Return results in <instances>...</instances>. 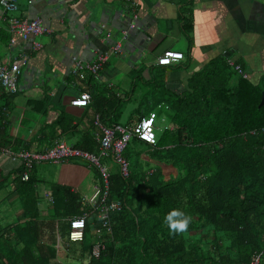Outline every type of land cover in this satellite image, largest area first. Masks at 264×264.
<instances>
[{
    "label": "trees",
    "instance_id": "1",
    "mask_svg": "<svg viewBox=\"0 0 264 264\" xmlns=\"http://www.w3.org/2000/svg\"><path fill=\"white\" fill-rule=\"evenodd\" d=\"M183 15L180 11L179 17ZM189 26V22L182 25L185 34ZM6 31L1 32L0 40L7 45L10 34ZM236 64L229 65L225 57L217 56L190 75L180 94L166 89L162 81H149L159 84L160 98L152 100L153 94L146 95L144 102L168 106L169 125L155 136L153 145L135 137L130 141L144 143L149 158L170 164L177 174L164 179L159 167H153L148 175L128 169L125 177L118 168L110 173L107 201L120 204L109 213L110 235L96 233V227L91 229L85 218L82 238L69 242L73 260L60 262L54 259L51 244L36 241V226L29 220L13 233V243L0 246V264H72L85 259L86 264H248L253 255H259L258 264H264V138L258 132L264 126V102L260 103L262 88L248 83L240 73L231 83ZM88 78H92L88 72L82 78L68 74L65 84L76 87L77 94L88 92L91 123L97 113L103 124L110 125L104 111L116 109L118 101L105 97L93 83L89 87ZM0 89L7 95L18 93L17 88L7 91L1 84ZM27 103L43 111L41 101L30 99ZM133 110L137 115L134 123L150 112L147 108L143 113L138 105ZM71 121L72 117L60 110L53 125L60 134H67L76 129ZM128 143L123 156L129 167L140 159L135 152L129 161ZM8 145L0 125V148ZM72 146L96 153V142L87 131L81 132ZM29 180L24 184L29 185ZM57 189L62 203L53 207V217L58 220L59 236L68 242V219L80 215L83 206L75 194L57 186L52 191L54 203ZM172 209L191 217L186 232L171 233L164 223ZM197 231L203 235L195 234ZM190 232L195 234L193 238L184 239ZM96 241L103 249L94 259L89 253Z\"/></svg>",
    "mask_w": 264,
    "mask_h": 264
},
{
    "label": "crops",
    "instance_id": "2",
    "mask_svg": "<svg viewBox=\"0 0 264 264\" xmlns=\"http://www.w3.org/2000/svg\"><path fill=\"white\" fill-rule=\"evenodd\" d=\"M49 1V4H45L43 0H16L17 9L13 13L16 18L27 20L35 9L39 10L45 5L49 8L50 12L44 14L43 19L40 18L49 32L32 38L39 46L34 47L30 38L21 40L14 37L11 46L0 40V63L17 60L20 73L17 78L18 86H24L21 89L18 87V93L14 95L4 94L0 89V125L8 136L9 145L5 149L9 152L25 148L41 151L56 139L72 145L84 131L90 132L94 139L96 129L91 123L92 110L88 104L85 107L72 106L69 101L77 96V90L71 83L69 86L65 83L74 60L90 61L99 53L108 54V58L98 73L86 82L89 87L93 83L102 90L105 97L118 101L117 107L122 96V99L131 97L135 102L136 99L132 96H135V88L138 86V99L142 90L145 96L153 94L150 97L152 100L159 99V84L150 83V80L162 81L166 89L176 94L182 93L190 75L217 56L225 57L229 65L237 63L245 73L244 79L264 90V0ZM120 9L122 11L119 15ZM55 11L57 16H54ZM88 11H91V15L85 20ZM180 11L184 14L183 18L182 15L179 17ZM121 15L139 18L142 28L137 39L142 44L143 52L131 64L127 57L129 54L133 55L131 52L134 45L130 46L128 54L110 52L113 44L103 38L111 37L114 29L98 22V19L117 22ZM184 22L190 24L189 29H184L186 34L181 28ZM5 28L0 16V34L7 32ZM94 35H97L96 39H93ZM119 36L122 35L119 33ZM165 49L181 52V59L170 65L156 66L155 57ZM25 69L28 70L27 73H23ZM232 70L234 77L231 83H234L239 72L235 71V67ZM144 83L148 86L147 89H142ZM30 99L41 101L43 111H36L29 105L27 102ZM99 102L102 103L101 100ZM117 107L109 113L104 111L108 117L105 119L106 123H134V116H137L133 112L135 107L126 112L128 120L124 124L118 121L120 114ZM167 107L163 106L169 111ZM60 110L72 117L71 122L76 125L73 132L60 134L59 129L53 125ZM97 147L96 143V153ZM2 149L0 148V246L4 242L5 245L13 243V233L23 227L26 221L32 220L36 226V241L51 244L55 249V260L72 261L74 257L68 251L72 243L59 236L58 220L53 217V207L61 206L62 199L57 189L54 203L52 191L57 186L75 194L83 206L82 212L87 214L86 219L89 220L91 229H94L98 225L96 212L81 200L94 195L93 186L99 184L97 170L80 159L39 161L33 164L28 174L27 180L30 178L31 182L28 185L24 184L27 180L19 178L22 171L19 157L5 153ZM139 156L147 166L144 170L146 175L159 167L164 179L176 176L175 168L149 158L146 150L139 152ZM102 162L108 164L110 173L117 169L108 157L102 159ZM45 192L51 197V201H48ZM198 232L203 235L200 231L194 233ZM194 233H185L183 238H193ZM74 263L76 264L75 260Z\"/></svg>",
    "mask_w": 264,
    "mask_h": 264
},
{
    "label": "built area",
    "instance_id": "3",
    "mask_svg": "<svg viewBox=\"0 0 264 264\" xmlns=\"http://www.w3.org/2000/svg\"><path fill=\"white\" fill-rule=\"evenodd\" d=\"M133 2L131 1V4ZM17 9L16 0H0V16L6 22V29L10 34L9 46L14 43V37L21 40L32 39L42 33L49 32V29L42 25L39 17L30 19H20L14 16V11ZM33 46H39L34 43ZM119 44L115 43L110 47V52H119ZM182 57V53L171 49H165L158 54L154 63L160 66L169 65L178 62ZM108 54L99 53L94 59L90 61L74 60L69 68V73L77 75L79 78L84 76V72L95 76L102 64L107 60ZM22 60V59H21ZM17 60L11 63H0V84L6 88L7 91H14L18 88L16 85V74L19 71ZM241 76L244 78L245 73L236 65L234 66ZM89 94L86 91H81L74 98L70 99L69 103L76 107H85L89 102ZM154 119L155 113L150 111L146 115H142L134 124L118 125V124H103L99 115L96 113L93 116V126L96 129L93 134L96 141L97 153H92L87 150L79 149L71 144H67L63 140H54V142L40 152L29 151L21 149L17 152H9L3 148V152L17 155L21 160L22 171L19 174L21 180H27L28 174L34 163L39 161H66L69 159H80L88 165L93 166L99 177V184L93 186L94 195L81 200L82 203L90 205L91 209L96 212V220L98 222L95 228L96 233L103 232L107 235L111 233L109 222V213L113 210L119 209V202L117 200L107 201L109 175L110 170L108 164L102 162V159L109 158L113 164L118 168L122 176L128 175V160L123 156V150L129 142L130 138L135 137L147 144L153 145L155 141L154 133ZM258 132L264 138V126L260 127ZM249 133H254L250 130ZM98 193V195H97ZM48 201L51 197L48 193H44ZM87 214L82 212L80 215L72 216L68 219L69 230L67 233L68 242L78 241L83 236L84 219ZM103 249V244L99 241L94 242L90 248V256L96 259L100 251ZM259 255H253L248 264H258Z\"/></svg>",
    "mask_w": 264,
    "mask_h": 264
},
{
    "label": "water",
    "instance_id": "4",
    "mask_svg": "<svg viewBox=\"0 0 264 264\" xmlns=\"http://www.w3.org/2000/svg\"><path fill=\"white\" fill-rule=\"evenodd\" d=\"M43 1L45 4L50 3L49 0H43ZM121 11L122 10L120 9L118 12L119 15H120ZM49 12H50L49 8L45 5L39 10L35 9L33 11V14L29 18H33V17L37 16V17L43 19L44 14H47ZM55 12H54V16H57L58 13H57V11H55ZM90 12L91 11H88V13L85 15V20H87L90 17V15H91ZM92 22L96 23L95 20H92ZM98 22H101L103 24H108L111 28L114 29V34L111 37L107 36V37L103 38V40L108 41V42H112L111 44H113L114 41H116L118 39L117 41L120 43V52L121 53H123V54L127 53L128 54L130 52V46L132 44L134 45V48L131 52L133 55L129 54L127 57L128 63L131 64L135 60H138V58H140V56L142 55V52H143V47H142L140 40L137 39V36L140 34L139 31L142 29L141 24H139V22H140L139 18H132L129 15H121L118 17V21L117 22L115 21L116 23L111 19L110 20L98 19ZM130 24H132V27H129ZM69 32L70 31H68V33ZM122 32H124V33H122ZM119 33L122 36H119ZM96 38H97V35H94L93 39H96ZM78 39L79 38H76V40H78ZM134 40H135V42H133ZM136 41H137V44H136ZM92 43L94 44V46L96 45L94 40L92 41ZM26 68H28L27 65H26ZM27 72H28L27 69H25L23 71V73H27ZM21 88H24V86L20 85L19 89H21ZM263 102H264V90L261 91V96H260V103H263Z\"/></svg>",
    "mask_w": 264,
    "mask_h": 264
},
{
    "label": "rangeland",
    "instance_id": "5",
    "mask_svg": "<svg viewBox=\"0 0 264 264\" xmlns=\"http://www.w3.org/2000/svg\"><path fill=\"white\" fill-rule=\"evenodd\" d=\"M111 59H112V57H111ZM127 79H128V77H127ZM147 87L148 86L145 83L142 85V89H147ZM139 94H140V87L138 86L135 88V96H132L136 99L135 102L131 97H129L128 99H122L123 98V96H122V98H121L122 101L119 104V107L117 109V111H119V114H120L118 121L121 124H124V122L126 120H128L126 118L127 117L126 112L130 111L131 109H133L137 105H138L139 110H141V111H144L147 108H149L150 110H153L156 114V117L154 119V127H155L154 133H155V136H157L158 134L162 133V131L165 127H168V125H169V116H168L169 111L164 109L162 105L145 103L144 102L145 94H143V90H142L141 97L138 99L137 97L139 96ZM127 148L129 151V161H131V162L133 160V155L135 152L139 153L141 151L146 150V146L144 143H138L136 141H133V142L130 141L128 143ZM134 157H135V155H134ZM139 159H140V156H139ZM140 162H143V161H141V159H140ZM140 162L136 163L134 166H132V164L130 163L128 169H130V171L134 172V173L135 172H137V173L143 172L147 166L143 163H140ZM73 263L74 262H72V264ZM76 264H86V263L84 261H82L81 263H78V261L76 260Z\"/></svg>",
    "mask_w": 264,
    "mask_h": 264
},
{
    "label": "clouds",
    "instance_id": "6",
    "mask_svg": "<svg viewBox=\"0 0 264 264\" xmlns=\"http://www.w3.org/2000/svg\"><path fill=\"white\" fill-rule=\"evenodd\" d=\"M115 43L119 44V49H120V43L118 41H114L113 45ZM190 222H191V217L186 215L183 211L179 209H172L166 214L164 218V223L167 225L171 233L186 232L189 228Z\"/></svg>",
    "mask_w": 264,
    "mask_h": 264
},
{
    "label": "flooded vegetation",
    "instance_id": "7",
    "mask_svg": "<svg viewBox=\"0 0 264 264\" xmlns=\"http://www.w3.org/2000/svg\"><path fill=\"white\" fill-rule=\"evenodd\" d=\"M129 27H132V24H130V26ZM124 33V32H123Z\"/></svg>",
    "mask_w": 264,
    "mask_h": 264
}]
</instances>
